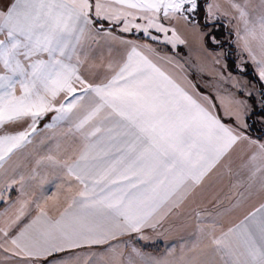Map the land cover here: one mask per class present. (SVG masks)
Masks as SVG:
<instances>
[{
    "label": "snow or ice",
    "instance_id": "obj_1",
    "mask_svg": "<svg viewBox=\"0 0 264 264\" xmlns=\"http://www.w3.org/2000/svg\"><path fill=\"white\" fill-rule=\"evenodd\" d=\"M0 264H264V0H0Z\"/></svg>",
    "mask_w": 264,
    "mask_h": 264
},
{
    "label": "trees",
    "instance_id": "obj_2",
    "mask_svg": "<svg viewBox=\"0 0 264 264\" xmlns=\"http://www.w3.org/2000/svg\"><path fill=\"white\" fill-rule=\"evenodd\" d=\"M221 31H222V36H220L218 38H221L223 40L224 44L227 45L228 44V40L226 38L228 37V31L223 30V29H221ZM231 47L234 50V46H231ZM233 59H234V57H233Z\"/></svg>",
    "mask_w": 264,
    "mask_h": 264
},
{
    "label": "rangeland",
    "instance_id": "obj_3",
    "mask_svg": "<svg viewBox=\"0 0 264 264\" xmlns=\"http://www.w3.org/2000/svg\"><path fill=\"white\" fill-rule=\"evenodd\" d=\"M181 48H183V46H180ZM186 51V50H185Z\"/></svg>",
    "mask_w": 264,
    "mask_h": 264
}]
</instances>
